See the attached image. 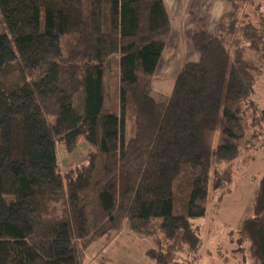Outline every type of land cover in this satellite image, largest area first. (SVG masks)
Masks as SVG:
<instances>
[{
	"label": "trees",
	"instance_id": "1",
	"mask_svg": "<svg viewBox=\"0 0 264 264\" xmlns=\"http://www.w3.org/2000/svg\"><path fill=\"white\" fill-rule=\"evenodd\" d=\"M171 31L163 0H0V264H86L123 230L151 240L154 264L199 259L194 221L264 154V0H226L166 96L152 82ZM82 142L87 162L64 175L58 147ZM237 234L232 259L247 264L250 242L264 264V176Z\"/></svg>",
	"mask_w": 264,
	"mask_h": 264
},
{
	"label": "rangeland",
	"instance_id": "2",
	"mask_svg": "<svg viewBox=\"0 0 264 264\" xmlns=\"http://www.w3.org/2000/svg\"><path fill=\"white\" fill-rule=\"evenodd\" d=\"M191 59H194L195 63H197L199 57L195 56V58ZM173 68L175 67L173 66ZM181 72L179 70L175 72V69H172L171 78L164 83L162 82L163 84L160 82L164 78L162 75L159 76L160 80H158L157 87L156 85L155 87L153 86L154 81L157 80L155 74L152 88L159 94H163L161 93L162 89H159L160 86L171 91L175 75ZM163 95L169 96L168 94ZM252 99L257 105L253 112L259 118L264 119V71L262 69L261 76L256 84V92ZM259 145L264 149V138L259 142ZM88 152L89 147L83 142L79 144L74 152H68L65 148L58 147L59 163L64 175L68 174L77 177L80 172L75 171L73 164L87 162ZM236 171L237 182L235 190L220 201L218 199L213 200L210 197V203L207 206V217L198 218L194 221L201 235L202 247L197 256L199 259L191 264L241 263L231 257V250L234 251L235 246L237 248L236 255L241 257L243 253L238 239L237 245L234 246L233 238L238 236L237 227L244 216L247 215L250 200L264 176V154L257 153L244 158L240 161ZM232 230L235 231L231 234ZM123 231L120 233L112 232L105 237L106 239L97 240L88 247L85 253L86 264H154L150 262L148 257L149 250H147L150 245L152 246L151 248L154 247L151 240L130 234L125 230ZM249 243L245 244V253L247 255L246 258H248L247 264H252L253 262L249 258L251 247V243Z\"/></svg>",
	"mask_w": 264,
	"mask_h": 264
},
{
	"label": "crops",
	"instance_id": "3",
	"mask_svg": "<svg viewBox=\"0 0 264 264\" xmlns=\"http://www.w3.org/2000/svg\"><path fill=\"white\" fill-rule=\"evenodd\" d=\"M163 2L172 23V31L157 69V80L154 81V87L155 83L160 80L159 76L162 75L164 78L160 83H164L171 78L172 69H175V72L178 70L181 72L186 64L195 63L194 59L191 58L198 56L200 59L193 43L196 34L200 32L213 34L221 15L226 9L225 0H163ZM178 75V73L175 75L174 83ZM174 83L171 91L160 86L161 93L170 95ZM151 247V245L148 246L147 250Z\"/></svg>",
	"mask_w": 264,
	"mask_h": 264
},
{
	"label": "bare ground",
	"instance_id": "4",
	"mask_svg": "<svg viewBox=\"0 0 264 264\" xmlns=\"http://www.w3.org/2000/svg\"><path fill=\"white\" fill-rule=\"evenodd\" d=\"M158 86V83L156 84V87ZM198 260V259H197Z\"/></svg>",
	"mask_w": 264,
	"mask_h": 264
}]
</instances>
